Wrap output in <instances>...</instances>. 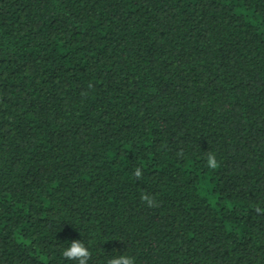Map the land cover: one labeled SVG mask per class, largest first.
Returning a JSON list of instances; mask_svg holds the SVG:
<instances>
[{
    "label": "trees",
    "instance_id": "16d2710c",
    "mask_svg": "<svg viewBox=\"0 0 264 264\" xmlns=\"http://www.w3.org/2000/svg\"><path fill=\"white\" fill-rule=\"evenodd\" d=\"M73 242L264 264V0H0V264Z\"/></svg>",
    "mask_w": 264,
    "mask_h": 264
},
{
    "label": "clouds",
    "instance_id": "9594fccd",
    "mask_svg": "<svg viewBox=\"0 0 264 264\" xmlns=\"http://www.w3.org/2000/svg\"><path fill=\"white\" fill-rule=\"evenodd\" d=\"M208 164L210 167H217V162L213 155L208 157ZM135 175L140 176V172L136 171ZM146 200L149 206H154V201L147 196L142 197ZM259 211V209H257ZM62 255L69 260H76L78 264H86L91 259V253L89 249L82 242H73L68 248H66ZM108 264H134V258L128 256H119L112 258L108 261Z\"/></svg>",
    "mask_w": 264,
    "mask_h": 264
}]
</instances>
